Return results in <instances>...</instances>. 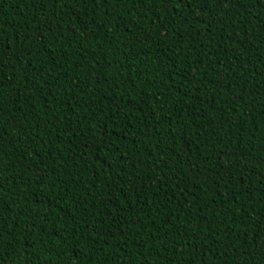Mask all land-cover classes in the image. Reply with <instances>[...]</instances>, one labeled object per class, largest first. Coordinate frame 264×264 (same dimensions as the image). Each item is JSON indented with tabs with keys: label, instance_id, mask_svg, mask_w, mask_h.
<instances>
[{
	"label": "trees",
	"instance_id": "trees-1",
	"mask_svg": "<svg viewBox=\"0 0 264 264\" xmlns=\"http://www.w3.org/2000/svg\"><path fill=\"white\" fill-rule=\"evenodd\" d=\"M0 264H264V0H0Z\"/></svg>",
	"mask_w": 264,
	"mask_h": 264
}]
</instances>
